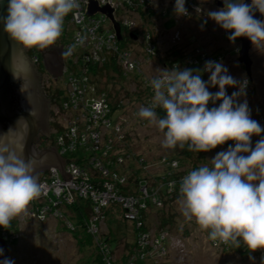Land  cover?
Segmentation results:
<instances>
[{"label":"clouds","instance_id":"obj_1","mask_svg":"<svg viewBox=\"0 0 264 264\" xmlns=\"http://www.w3.org/2000/svg\"><path fill=\"white\" fill-rule=\"evenodd\" d=\"M185 4L186 0H175L177 17L189 15ZM223 4L206 15L229 33L228 40L234 43L246 37L257 50L264 47V20L254 18L256 11L264 15V0H251L250 4L223 0ZM78 7L79 0H7L0 25L23 47L46 49L61 36L64 18ZM157 72L150 81L152 103L141 106L138 116L163 133V148L187 146L189 152L206 153L234 142L181 179L182 215L208 231L212 241H231L237 247L243 242L252 251L264 249V127L251 118L246 100L237 102L245 95L246 78L237 81L217 61H206L202 70L174 66ZM202 72L210 73L207 81ZM210 87H218V91L213 93ZM229 87L238 91L228 95ZM217 101L218 106L208 107ZM156 109L165 115L160 117ZM253 136L261 137L254 147ZM40 195L34 163L0 151V227L9 226ZM3 255L0 248V257ZM0 264L14 261L4 258Z\"/></svg>","mask_w":264,"mask_h":264},{"label":"built area","instance_id":"obj_2","mask_svg":"<svg viewBox=\"0 0 264 264\" xmlns=\"http://www.w3.org/2000/svg\"><path fill=\"white\" fill-rule=\"evenodd\" d=\"M91 1L96 3L97 8L107 7L111 9L113 19L110 20L106 13L99 10L89 14L88 7ZM152 1L79 0V7L64 18V21H66L65 36H68L67 33L71 29L73 34L70 36V42L59 40L64 55L62 67L64 88L60 92V98L55 99V104H58L64 111L68 110L70 114L76 111L80 117H84V120L79 122L77 120L79 116L76 118L74 116L73 119L70 118L72 121L69 122V125L65 127L63 132L58 133L56 136L58 138H54V146L65 160L64 176L55 168H51L40 175L41 195L32 200L20 215L13 217L9 226L6 228L0 227V237L5 241H16L19 233L21 234L20 224L23 220H40L38 222L43 223L48 218H52L64 223L63 225L67 229L73 230L74 225L65 217L64 210H66V204H72L76 200L75 197L80 196L83 199L90 198L94 213L88 231L94 236L97 252L99 255L101 253L100 256H102L105 264H114V261L110 255L109 246L97 235L99 225L102 223L100 220L104 218L103 209L114 204L121 206L124 218L135 222L137 231L135 233V246L139 249L137 254L140 258H143L146 254L151 255V252L155 251L153 250L154 247L158 249L160 256L161 253H169V246L172 245L175 238L166 231L161 230L153 233L150 228L143 227L144 221L141 215L143 211L149 209L146 200H151L152 204L162 207L165 201L173 198L177 199L180 196L181 179L193 168L186 167L190 168L186 171L185 167L181 168L179 166L177 158L163 155L161 161L165 168L162 173L150 179L148 177L151 175H144L148 169L147 166L154 165L158 159L151 162L141 155L135 157L137 161H133V154L126 153L120 136L122 125L119 122L115 123L114 126L112 125L111 115L114 110L106 100L107 94L92 82L90 75L92 66L104 65L111 60L121 68L122 73L125 75L132 73L139 76L138 73H140V79L145 83L146 88L153 92L150 81L158 73L153 75L144 73L143 65H149L158 56L157 42L150 31L138 33L135 18L129 17L152 13L154 10ZM198 5V0H186L185 7L190 12L191 9H198ZM114 23L119 26L120 39L117 36ZM131 33L136 35L134 40L130 38ZM225 34L228 35L226 31ZM182 39L181 33L177 32L171 39V46L184 47L181 43ZM192 46L194 56L184 58L182 56L181 63L204 68L206 61H215L218 57L215 56L216 54L211 56L212 53L205 51L203 47L193 44ZM32 58L35 62L37 61L35 55ZM174 66L177 67L178 63H173L172 68ZM204 73L205 75L208 74L207 72ZM215 92L216 89L213 93ZM146 94L148 92L144 91V95ZM219 103L220 101H217L216 105L209 103L208 107L218 106ZM106 104L110 109L103 108ZM150 105L151 103H145L144 106ZM258 123L263 127V120L258 121ZM261 136H264V133ZM260 138L257 136V140ZM118 141L119 143H117ZM233 143V141L226 142V148L224 149L226 150ZM78 149L84 150L87 157L83 162L87 167L99 170L101 180H93L95 181L93 182L90 180L91 176L83 171L84 169L77 160L80 158L76 154ZM71 152H75L76 159L71 160ZM122 153L126 155L123 156ZM108 158L110 160H106ZM130 163L133 165V170L141 169V173H143L141 180H137L138 182L133 184V188L127 178L130 175L125 174V170H128ZM136 165H140V167L135 168ZM119 170H121V174ZM183 170L187 173H183ZM125 188V192L120 193L121 189L124 190ZM137 188L140 193H136L135 189ZM19 216L22 219H19ZM210 243L215 248H223V245H225L219 240H210ZM179 251L181 250L179 249ZM182 253L184 254V252ZM151 259H154V262L156 261L155 258ZM123 264H134V254H131Z\"/></svg>","mask_w":264,"mask_h":264},{"label":"rangeland","instance_id":"obj_3","mask_svg":"<svg viewBox=\"0 0 264 264\" xmlns=\"http://www.w3.org/2000/svg\"><path fill=\"white\" fill-rule=\"evenodd\" d=\"M217 1L223 3V0H198V9H191L187 16L177 17L173 12L175 0H153L152 6L154 10L152 13H147V15L143 16L132 15L129 17H132V19L135 18L134 21L137 24L138 33H142L143 31L144 33L146 31L152 33L157 42L159 56L161 54L163 57L167 51H171L175 48H170L171 39L177 32H180L183 37L181 43L186 44V47L180 48L183 51L181 54L183 58L186 56H194V52L192 53V51H194L192 49V44L197 45L201 48L203 47L205 51L212 53L211 56L216 54L215 56L218 57L215 61L223 62L229 74L237 81H241L247 77L249 81L247 80L245 95L241 98L239 97L237 102L242 103L246 100L251 110V118L257 122L263 120L264 127V47L257 50L252 45L250 48L249 56L252 61L251 77L247 76L243 64L238 61L239 52H234L236 42H230L228 40L229 33L227 32L228 35H226L225 30L221 29L214 21L208 19L206 15L208 11H216L223 8L217 5ZM167 10L172 14V18L169 21V17L167 18L166 15ZM170 13L168 14L170 15ZM205 21L207 22L205 23ZM65 27L66 21H64L63 31L57 40L58 42L61 39L70 42V36H65ZM72 34L73 31H71L69 35ZM22 48L25 47L22 46ZM33 49L34 47L31 51H33ZM159 56H157V58L154 56V61L149 65H143L144 73L153 75L158 73L157 69L166 68L158 66ZM129 74L130 75L124 74L125 80H121V84L125 85V90L128 91L129 94H127L126 97H124L125 95H121V106L113 111L111 120L113 126L116 121L122 125L120 136L123 145H125L124 141L128 140L133 148H135L139 154H142L148 161L154 162L158 159L154 165H148V169L144 173V175H151L148 177L150 179L161 174L164 170L165 166L162 165L161 161L163 155H182V152L185 150L179 147L176 149L163 148V133L160 132L155 125H151L148 121L138 116L140 107L144 106L145 103H152L153 96L150 93L145 96L142 94V91H146V85L140 79V73H138L139 76H135L132 73ZM209 75L210 73L206 74L207 79L205 81L208 80ZM46 76L44 78H46ZM51 84L53 90L52 94L58 91L59 94H55V98H60V91L64 88L62 75H59V77L57 76ZM119 87L120 85H117V88ZM138 87L142 90L135 94ZM215 89L218 91V87H210L209 91L214 92ZM234 89L235 88L231 87L227 88V94L230 95V92ZM249 89H251V91H249ZM251 92L253 94L250 95ZM141 94L142 96L139 97ZM55 98L51 105L52 114L49 116L50 135L53 147L55 145L54 138H58L56 137L58 133L63 132L74 116L75 118L79 116L77 119L79 122L84 120V117H80L76 111L70 114L68 110L64 111L58 104H54L56 102ZM256 140L257 136H253V147ZM117 143H119V141ZM224 148H226L225 144L220 145L219 148L210 152H204L201 155L203 156L201 159L204 160L205 163H209L207 160H211L217 152L225 150ZM0 151L5 152L6 149L2 147ZM74 153L75 152H71L70 154L71 160L76 159ZM196 160L199 161L200 158L198 157ZM131 165L132 163L129 164V166ZM139 167L140 165L135 166V168ZM180 167L184 168L183 166ZM149 210L150 209L146 211L150 214L149 227L151 232L156 233L162 228L159 227V215H157L156 211ZM166 210V215L174 213V224L171 228L164 227L163 229L168 230L175 238L172 245L169 246V253H165L166 255L161 253L160 256L158 254V249L154 247L153 250L155 251H152L151 255L146 254L143 258H140L137 254L139 249L135 246L136 227H134L131 222L122 220L120 215H109L105 224L99 225L102 235L105 237L107 236L111 247L114 249L110 255L115 264H118L122 259H128L131 254H134V264H155V262L156 264H264V249L250 250L247 253H242L234 247L236 246V244H234L229 251L223 253L219 247L218 249L211 247L210 239L208 240L209 237H206L208 231L202 230L194 219L192 221H187L182 215L181 201L176 203L173 209ZM19 217V219H22L21 216ZM67 217L66 218L72 223L70 217L68 215ZM38 221H21V234L19 233L16 238V243L13 245L8 244L9 259H12L14 264H98L95 260V254L98 250L92 241L94 240V236L86 237L82 229L77 226L78 237L73 236V231H66L64 226H62V222H59L57 219L48 218L47 221L43 223ZM155 245L159 247V245ZM179 249L184 252V254L179 251ZM151 258H155L156 261L153 262L154 259L152 260Z\"/></svg>","mask_w":264,"mask_h":264},{"label":"water","instance_id":"obj_4","mask_svg":"<svg viewBox=\"0 0 264 264\" xmlns=\"http://www.w3.org/2000/svg\"><path fill=\"white\" fill-rule=\"evenodd\" d=\"M245 3L250 4L251 0H245ZM217 5L224 7V4L218 1ZM6 7L7 0H0V15L6 14ZM97 10L106 13L110 20L113 19L111 9L107 7L97 8L96 3L91 1L88 7V13L93 14ZM254 18L263 20V15L256 11ZM114 27L120 39L121 34L117 23H114ZM130 38L134 40L136 35L131 33ZM239 40L238 61L243 64L247 76L251 77L252 61L249 56V50L252 47V43L246 37H240ZM62 67L63 61L59 75H61ZM30 74L29 62L22 46L12 39L8 33L4 32L3 26L0 25V148L3 147L6 149L5 152L14 153L25 160H33L34 170L37 169L38 175L36 176L39 182L40 175L51 168L57 169L64 176L65 160L58 153L55 146L53 148L46 147L38 149L34 145V139L38 129H45L50 132L47 111L43 109L45 106L37 102L38 100H35L33 106H31L32 104L30 105V101L25 95L21 108L13 105L11 86L16 87L20 81L28 84L31 78ZM2 122H5L7 125L6 132L1 128ZM48 155L52 156V159L49 160ZM62 226H64L63 223ZM64 228L66 231H72L65 226ZM97 237H100L109 246L110 253L114 250L109 240L101 232L98 233ZM14 243L16 241L7 242L0 237V248L4 251V255L0 259L9 258L8 244L13 245ZM94 244L96 246L95 240Z\"/></svg>","mask_w":264,"mask_h":264},{"label":"trees","instance_id":"obj_5","mask_svg":"<svg viewBox=\"0 0 264 264\" xmlns=\"http://www.w3.org/2000/svg\"><path fill=\"white\" fill-rule=\"evenodd\" d=\"M168 13H170V12H168V10H167L166 15H167V18L169 17V19H168V21H169L172 18V14L170 13V15H169ZM64 30H65V28H64ZM71 31L69 33H67L68 34L67 37L71 36V35H69L71 33ZM125 36L128 37V35H126V34H125ZM123 44L126 45L124 42H123ZM183 46L186 47V44H183ZM173 47H175V46H173ZM180 48L181 47H175V48H173V50L167 51L166 54L163 55V57H162L161 54H160V56L158 55L160 57L158 59L159 60V66H163V67H166L168 69H172L173 63L176 62V63H178L177 67L180 70H183L185 68L194 69V70H202L203 69V68H201L199 66L198 67H193V66L185 65L184 63H181L182 62V55L181 54H182L183 51ZM175 49H176V51H175ZM161 57H162V60H161ZM172 60H174V61L171 62ZM160 61H161V63H160ZM90 75H91V78H92V82L95 83L96 86L99 89H102L103 91L106 92L107 99H108V101H109V103H110V105L112 107V110H115L117 107H120L121 106L120 105L121 95H125L124 97H126L127 94H129V92L125 90V85L121 84V80L122 81L125 80V76L122 73L121 68L118 65H116L115 62L109 60L104 65L92 66L90 68ZM202 79L203 80L207 79V77H206L204 72H202ZM117 85H120V87L117 88ZM141 90L142 89H140L138 87L137 88V92H135V94L139 93ZM55 94H59L58 91L56 93L53 92L52 101L55 98ZM142 94H144V91H142ZM142 94L139 97H141ZM156 111H157V113H158V115L160 117H163L165 115V113L163 112L162 109H156ZM124 144L125 145H123V147L126 149V153H128V152L132 153L133 154V159L132 160L133 161H137L135 159V157L137 158L138 156H141L142 154H139L136 151V149L133 148L132 144L129 143L128 140H125ZM217 148H218V146H217ZM184 150L185 151L182 152V155H179V154H177V155L176 154H167V155L177 158L178 161H179V164H180L179 166L190 167V168H193V170H196L199 167H201V166H203L205 164H208V163H205L204 160L201 159L203 157L201 155L204 152H200V153L189 152L187 150V146H185ZM213 150H215V149H213ZM76 152H77L76 154L79 155V157H80L79 159H77L78 162L80 163L79 165H81V167L84 169L83 171H85V172H87L89 174L88 176H91L90 180H92V181L93 180H95V181L101 180L100 174L98 172L99 170L98 169H91V168L89 169L87 167V165L83 162L84 159H86V157H87L85 155V153H84V150L81 151L80 149H78ZM172 153H173V151H172ZM198 157L200 158L199 161L196 160ZM190 168H186V171H188ZM134 170H133V166L132 165L131 166L128 165V170H125V174L126 175H128V174L130 175L127 178H128L129 183H131V187L132 188H133V184L138 182L137 180H141V176L143 174V173H141V169H134ZM132 171H134V172H132ZM186 171L183 170L182 172L183 173H187ZM95 181H93V182H95ZM125 190H126V188L123 191H125ZM135 190L137 191V192L135 191L136 193H140L138 188L135 189ZM131 192H133V191H131ZM181 200H182L181 196H179L177 199L173 198V199L167 200V201L164 202V205L162 207H158V206L152 204L150 202L151 200H146L148 202H146L145 200H143V201L146 202V204H148V207L150 209L149 211L154 210V211L157 212V215H159L158 216V218H159V227H162L160 229V231L161 230L162 231H166V232H168V234H170L168 230H165L163 228L164 227L171 228V226L174 224V213H172L170 215H166V212H167L166 209H168V210L173 209V207L176 205V203H179V201H181ZM146 211H143L141 216H142L143 221H144L143 227L149 229L150 228L149 227L150 214H149V212H146ZM93 213L94 212L92 210V204L90 202V198L79 199L74 204H72V205H70L68 207L66 206V210H64V214H65L66 217H67V215L70 217V219L72 221V224L74 225V229L72 230L73 231V236H77L78 237L77 229H76V226H77L80 229H82V232H83V234L84 233L86 234L85 235L86 237L87 236H91L92 237V233L88 231V227L90 225ZM103 213H104V218L102 220H100V221H102L101 224H105V222H106V220H107L109 215H120L122 220L131 222L130 220H128V219L123 217L121 206L118 205V204H114V205H110L108 207H105L103 209ZM131 223L134 225V227L136 226L135 222H131ZM109 230H110V228H109ZM99 232H101V231L99 230ZM207 236H208V233H207L206 237ZM80 238H82V237H80ZM105 238L108 240L107 236ZM208 240H209V238H208ZM92 241L94 243V240H92ZM234 244H235L234 242L229 241L227 244L223 245V248H221V247H219V248H220V250L223 253H226L227 251H229L232 248V246H234ZM133 246H134V244H133ZM234 247L239 252H242V253H247V252L250 251L247 248V246L245 244H243V243H240L238 247H237V245L234 246ZM216 249H218V248H216ZM131 251H132V249H131ZM98 254L97 253L95 254L96 262H98V264H105L104 260L102 259V256H99ZM129 255H130V253H129ZM125 261H126V259H122L120 262H118V264H123ZM155 264H156V262H155Z\"/></svg>","mask_w":264,"mask_h":264},{"label":"flooded vegetation","instance_id":"obj_6","mask_svg":"<svg viewBox=\"0 0 264 264\" xmlns=\"http://www.w3.org/2000/svg\"><path fill=\"white\" fill-rule=\"evenodd\" d=\"M26 49L23 48L24 54L28 59L29 68L31 71V78L28 84L20 81L16 87L11 86L13 105L21 108L24 102V95L29 99L30 105L33 106L35 100L45 106L43 108L47 111L48 124L50 122L49 115L52 105V81L58 76L61 70L63 53L58 41L46 49H39L34 47ZM37 57V61L33 60V56ZM47 75V76H46ZM46 76V78H44ZM24 84V85H22ZM56 99V98H55ZM54 103V102H53ZM55 104V103H54ZM1 128L7 130V125L2 122ZM49 131L45 129H38L34 139V145L38 149L52 147V138ZM35 175H38L37 169L34 170Z\"/></svg>","mask_w":264,"mask_h":264},{"label":"bare ground","instance_id":"obj_7","mask_svg":"<svg viewBox=\"0 0 264 264\" xmlns=\"http://www.w3.org/2000/svg\"><path fill=\"white\" fill-rule=\"evenodd\" d=\"M227 39V38H226ZM236 43H235V51L234 52H239V48H240V40H239V38H238V40H236L235 41ZM174 60H172L171 62H173ZM170 62V63H171ZM246 79H247V77H246ZM146 91L148 92V93H150L152 96H153V93L154 92H151L150 90H148L147 88H146ZM235 91H238L237 90V88H235L234 90H232L231 92H230V95L233 93V92H235ZM253 94V93H252ZM251 95V94H250ZM242 97V96H241ZM240 97V98H241ZM107 100V102L109 103V101H108V99H106ZM110 104V103H109ZM103 108L104 109H108L109 108V106H108V104H106V105H104L103 106ZM110 109V108H109ZM116 123H117V121H116ZM123 154V156H125L126 154L125 153H122ZM106 160H110V158H108V159H106ZM115 167H116V165H115ZM119 173L121 174V170H119ZM121 188V187H120ZM125 191H123L122 189H121V192L120 193H124ZM78 197H80V196H76L75 197V202L77 201V200H79V199H83L82 197H80V198H78ZM75 202H73L72 204H74ZM72 204H66V206L68 207V206H70V205H72Z\"/></svg>","mask_w":264,"mask_h":264},{"label":"crops","instance_id":"obj_8","mask_svg":"<svg viewBox=\"0 0 264 264\" xmlns=\"http://www.w3.org/2000/svg\"><path fill=\"white\" fill-rule=\"evenodd\" d=\"M48 156H49V155H48ZM51 157H52V156H49L48 159H49V160L52 159ZM51 161H53V160H51Z\"/></svg>","mask_w":264,"mask_h":264}]
</instances>
